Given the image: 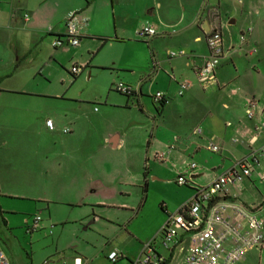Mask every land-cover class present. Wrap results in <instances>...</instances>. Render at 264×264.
<instances>
[{
    "label": "crops",
    "instance_id": "0c3cea01",
    "mask_svg": "<svg viewBox=\"0 0 264 264\" xmlns=\"http://www.w3.org/2000/svg\"><path fill=\"white\" fill-rule=\"evenodd\" d=\"M232 4L231 9H226L220 0H0V96H31L28 86L40 88L45 85L43 91L34 94L50 97L54 74L59 75L64 69L73 75V82L94 80L106 91L105 103L114 111L125 112L128 125H138V129L146 132L152 127V139L145 153L147 161H170L171 156L178 153L200 154L204 148L202 144L211 142L220 147L223 163H229L217 166L222 169L221 173L210 174L214 168L208 162H191L179 173L192 180L189 188L194 191L195 187L208 185L236 162L264 146L263 3L254 13L248 12L258 23L256 30L245 25L244 9H238L243 0H232ZM72 13L79 23L80 44L55 48L53 42L64 37ZM215 16H219L221 24L224 54L215 71L216 83L203 87L197 73L209 52L207 35ZM241 21L244 26L236 30L233 26ZM144 26L154 28L157 35L140 38L137 32ZM253 50L256 52L251 53ZM171 51H183L185 55L171 57ZM75 65L84 68L79 75L71 72ZM100 73L104 74L101 76ZM60 76L64 82L63 73ZM184 81L190 86L180 96V85ZM5 83L9 86H3ZM118 83L134 89L128 97L136 98L137 107L132 105L129 110L132 103L123 97L124 94L120 97L112 95L113 87ZM159 92L166 100L162 108L155 100ZM249 98L257 102L253 118L246 114ZM109 113L110 109H107L105 114ZM48 120L51 119L45 122L47 130L55 131V123L50 129ZM66 129L64 132L70 133L69 128ZM160 129L168 135L158 137ZM197 129L202 133H196ZM128 138L126 127L121 126L105 136V147L121 150L127 145ZM160 155L164 157L161 159ZM192 164L196 168L192 169ZM262 170L264 161L260 165L254 164L247 179L251 182L261 179ZM162 172V168H156V173ZM199 177L203 178L195 180ZM247 184L245 178L229 184L223 193L224 199L264 215V189L260 191L259 202L253 205L239 201V189H245ZM89 193L111 195L110 187L101 182H95ZM101 197L91 203L99 207L111 205ZM122 206L127 207L126 204ZM173 212L175 210L166 206V216L158 219L154 235ZM36 217L41 216L36 215L32 222L26 221L30 232L39 230L34 228ZM240 221L241 218L235 215L233 223ZM6 255L10 264H67L64 260H51L49 255L31 256L25 248L10 249ZM119 255L128 258L129 264L137 257ZM184 255L185 251H182L181 258ZM253 261L259 264L264 261V248L249 251L238 264H252ZM69 262L85 264L80 257L69 259ZM86 262L94 264L95 261Z\"/></svg>",
    "mask_w": 264,
    "mask_h": 264
},
{
    "label": "rangeland",
    "instance_id": "374dc122",
    "mask_svg": "<svg viewBox=\"0 0 264 264\" xmlns=\"http://www.w3.org/2000/svg\"><path fill=\"white\" fill-rule=\"evenodd\" d=\"M220 1L226 9L233 6L232 0ZM260 3L264 15V0H243L238 8L244 9L245 25L255 30L258 23L248 12L257 11ZM243 26L241 21L233 27ZM72 76L66 69L55 73L50 97L34 94L45 85L28 86L31 96H0V244L6 254L10 249L25 248L31 256L49 255L51 260L67 264L75 257L85 264L86 260L129 264L128 259L110 262L108 255L116 251L138 256L143 244L158 235L153 232L158 219L166 216V206L176 211L192 197L189 185L178 184L185 165L208 162L213 175L222 172L218 165L229 163H223L224 155L210 151L208 144H202L200 154L178 153L170 161H147L152 127L146 132L138 125H128L125 112L114 111L105 103L102 85L89 79L73 82ZM113 90V96L123 95L115 87ZM123 97L132 103L127 109L137 107L136 98ZM48 118L55 123V131L47 130ZM121 126L129 134L127 145L118 151L105 147V136ZM66 128L70 133L64 132ZM165 133L160 129L157 135L166 137ZM156 168L164 173L159 175ZM244 178L249 185L239 189V201L253 205L261 199L264 181ZM95 182L109 186L111 195L90 194ZM97 197L111 205L94 206L91 202ZM36 215L43 219L41 228L30 232L26 221L32 222Z\"/></svg>",
    "mask_w": 264,
    "mask_h": 264
},
{
    "label": "built area",
    "instance_id": "2783aa9c",
    "mask_svg": "<svg viewBox=\"0 0 264 264\" xmlns=\"http://www.w3.org/2000/svg\"><path fill=\"white\" fill-rule=\"evenodd\" d=\"M137 34L140 38L147 39L156 36L157 32L150 26H144ZM242 41H245L244 36ZM79 44V23L72 13L67 20L64 37L56 39L53 46L74 47ZM207 44L208 55L197 73L198 81L203 87L216 83L215 71L224 54L219 16H215L212 20ZM254 52L256 50L251 53ZM169 55L177 57L185 53L171 51ZM83 69V66L75 65L71 72L79 75ZM189 86V82H182L179 95L182 96ZM115 89L124 95L134 93V89L124 83H118ZM163 99H165L163 93L156 94L157 102L160 103ZM256 109L257 102L249 98L247 116L253 118ZM47 126L53 129V121L48 120ZM257 129L260 130L261 127ZM65 132L68 130L66 129ZM196 133L201 134L202 130L197 129ZM208 149L214 153L220 151V147L213 142L209 143ZM163 157L164 155H160L161 159ZM262 161H264V146L252 151L247 158L238 161L208 185L195 187L192 197L167 216L158 235L143 244L139 255L131 264H238L249 251L259 247L264 248V215H258L234 201L226 200L223 195L229 184L242 181L244 176H250V164L260 165ZM191 168H196V165L192 164ZM260 176L264 180V172ZM191 182L192 180L186 175H181L178 179L179 185H189ZM235 215L240 217L241 221L234 224ZM39 222L41 217H36L35 229H40ZM228 241L230 244H227ZM182 251H185V255L181 258ZM120 256L114 251L108 255V259L115 262ZM0 264H10L1 244Z\"/></svg>",
    "mask_w": 264,
    "mask_h": 264
},
{
    "label": "trees",
    "instance_id": "16d2710c",
    "mask_svg": "<svg viewBox=\"0 0 264 264\" xmlns=\"http://www.w3.org/2000/svg\"><path fill=\"white\" fill-rule=\"evenodd\" d=\"M127 96H130V95H127ZM166 104V100L165 99H163V100H161L160 101V106H161V108L164 106ZM186 186H188V185H186ZM189 187V186H188ZM124 259H128V258H126V257H124L123 255H121L115 262H113V263H118V262H120L121 260H124ZM129 260V259H128Z\"/></svg>",
    "mask_w": 264,
    "mask_h": 264
}]
</instances>
